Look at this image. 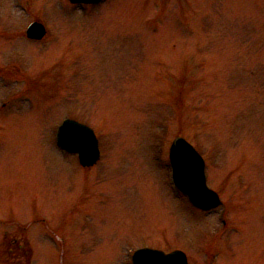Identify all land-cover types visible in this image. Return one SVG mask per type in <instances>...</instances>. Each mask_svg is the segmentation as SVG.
Here are the masks:
<instances>
[{
    "label": "rangeland",
    "instance_id": "obj_1",
    "mask_svg": "<svg viewBox=\"0 0 264 264\" xmlns=\"http://www.w3.org/2000/svg\"><path fill=\"white\" fill-rule=\"evenodd\" d=\"M0 66V236L22 240L0 264H130L141 245L264 264V0H0ZM65 117L94 129V166L57 146ZM179 134L213 211L174 189Z\"/></svg>",
    "mask_w": 264,
    "mask_h": 264
},
{
    "label": "water",
    "instance_id": "obj_2",
    "mask_svg": "<svg viewBox=\"0 0 264 264\" xmlns=\"http://www.w3.org/2000/svg\"><path fill=\"white\" fill-rule=\"evenodd\" d=\"M95 3L100 0H70ZM27 36L41 38L45 29L40 22H32ZM57 144L69 152L77 153L84 166L94 164L99 158L98 139L86 124L65 119L56 134ZM170 162L175 185L188 195L190 201L205 210L220 204L218 194L206 184L204 160L183 137H176L170 147ZM133 264H188L186 254L179 249L165 253L161 250L141 248L133 254Z\"/></svg>",
    "mask_w": 264,
    "mask_h": 264
},
{
    "label": "flooded vegetation",
    "instance_id": "obj_3",
    "mask_svg": "<svg viewBox=\"0 0 264 264\" xmlns=\"http://www.w3.org/2000/svg\"><path fill=\"white\" fill-rule=\"evenodd\" d=\"M10 69H9V67L8 66H0V79L3 81V79H5L6 78V73L9 71ZM11 71V70H10ZM5 106V103L3 102V104H2V107H4ZM2 107H0V119L1 118H3V112H2V110H3V108ZM9 235H12V233L10 232V230H4L3 231V234L0 236V246L2 247V246H6V247H11L13 244L14 245H17V239H16V236H14V238H15V240H14V238H12L11 236V238L9 237ZM209 245L210 244H208L207 245V247L208 248H210L209 247ZM206 247V250L208 251H206L208 254H210L211 252L208 250V248ZM210 256V255H209Z\"/></svg>",
    "mask_w": 264,
    "mask_h": 264
}]
</instances>
